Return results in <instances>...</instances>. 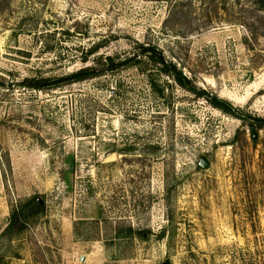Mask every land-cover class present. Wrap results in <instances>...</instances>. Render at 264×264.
<instances>
[{
    "label": "rangeland",
    "instance_id": "rangeland-1",
    "mask_svg": "<svg viewBox=\"0 0 264 264\" xmlns=\"http://www.w3.org/2000/svg\"><path fill=\"white\" fill-rule=\"evenodd\" d=\"M262 121L264 0H0V264H264Z\"/></svg>",
    "mask_w": 264,
    "mask_h": 264
},
{
    "label": "trees",
    "instance_id": "trees-1",
    "mask_svg": "<svg viewBox=\"0 0 264 264\" xmlns=\"http://www.w3.org/2000/svg\"><path fill=\"white\" fill-rule=\"evenodd\" d=\"M152 51L153 53L155 52L154 49H151V48H146L145 49V52H150ZM105 61L107 63H113V58L111 56H108L105 58ZM155 63H161V64H165V61L164 59H160V61H154ZM171 74V73H169ZM95 74L94 73H91V69H82L74 74H71L69 76H67L65 79H63V81H68V82H79V81H82V80H86V79H90L94 76ZM173 78L179 83L180 86L184 87V88H188V84H189V81L183 77L181 74L178 75L177 73L174 75H172ZM50 80L49 79H43V85H30L29 87L31 88H34V89H39V90H45V89H48L50 86L49 84ZM200 95H203V94H206L203 90L202 92L199 93ZM218 104V103H217ZM221 104V103H220ZM225 108V107H224ZM264 122V121H262ZM254 130V128H253ZM33 202H35V198H33L31 201H30V206H32ZM26 208H17L15 212H13V215H12V218L10 219V224H9V229H11L14 225L17 224L18 220L22 219L23 217H25V213H24V210Z\"/></svg>",
    "mask_w": 264,
    "mask_h": 264
},
{
    "label": "water",
    "instance_id": "water-1",
    "mask_svg": "<svg viewBox=\"0 0 264 264\" xmlns=\"http://www.w3.org/2000/svg\"><path fill=\"white\" fill-rule=\"evenodd\" d=\"M258 138V136H254V139L256 140ZM199 166L202 167L203 169H208L209 168V164L207 163V161L205 159H201L199 161Z\"/></svg>",
    "mask_w": 264,
    "mask_h": 264
}]
</instances>
